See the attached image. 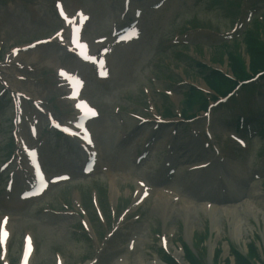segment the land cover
Here are the masks:
<instances>
[{
    "label": "rangeland",
    "instance_id": "obj_1",
    "mask_svg": "<svg viewBox=\"0 0 264 264\" xmlns=\"http://www.w3.org/2000/svg\"><path fill=\"white\" fill-rule=\"evenodd\" d=\"M57 1L60 2V0ZM62 1L70 10L84 6L89 11L91 16L89 19V16L86 17L84 34L90 40L93 36L109 31L111 20L121 10L122 3V0ZM109 1H112V4H109ZM232 1L166 0L164 8L160 11H146L142 29H146L147 32L139 42L111 55L110 61L115 71L113 79L117 81L91 83V77L88 75L90 87L86 86L84 96L94 105L99 106L103 113L102 117L95 121V128L102 146L101 156L109 160L110 172H99L91 177L77 176L69 184L52 187L42 197L28 201L29 206L20 210L21 217L12 216V210L1 205V193L9 168L0 172V234L2 216L5 214L10 216L12 230V233L8 234V252L5 259H8L11 264H17L23 236L30 232L35 244L30 264H57L56 260L59 256L63 257L65 264H86L88 259L97 256L95 251L102 238L100 237L99 240L94 238L95 241H93L89 240L86 235H78L73 231L80 229L79 223L74 224L78 216L75 214L74 219L69 218L75 210H81L77 205L76 196L81 200L89 217L94 218L95 214L90 204L94 188L97 187L100 195L104 196L102 192L115 186L118 190L115 189L113 193L119 196L117 198L119 201L113 209L115 208L117 216L123 208L128 209L122 217L124 219L116 217L115 225L120 220H124V224L107 243H104L103 252L100 253L96 264H117V255L122 251L128 258V264H152L153 261L165 264L160 257L166 251L160 247L159 241L165 230H169V236L174 245L179 246L178 244L182 241L190 245L193 243L202 264H216V259L213 261V258L217 248H220L222 252L220 255L222 261L229 262L231 247L247 254V244L250 241H255L261 246V259L264 260V174L258 179L252 177L255 167L264 173V163L257 157L260 152L256 153V150H259L258 147L264 142V133L263 136L259 133L248 140V153L230 138L234 135L230 133L232 129L230 124L234 121L230 122V119H236L244 107L247 111V120H251L253 127L258 128V119L264 115V80L258 83V89L251 92L241 91L239 97L233 102L222 106L223 100L215 103L211 107L214 113L207 118V122L201 114L202 109L197 108L198 105L191 109L198 114L195 121L192 123L183 121L179 111L187 110L188 107L187 100L184 101L186 89L191 84H195L207 90L199 73L197 62L211 65L224 72L231 67V62L227 66L228 60H225L224 47H215L221 41L220 38L204 30L193 33L191 43L187 47L175 46L176 49L174 47L171 49L168 44V39L173 33L171 31L178 29L179 25L184 28L188 23L192 26H203L210 28L209 33L213 29L215 31L228 30L238 14L230 13L231 10L237 12V6L233 3L241 2V0ZM8 2L9 0H0V75L2 81H5V83L0 82V164L8 158L9 152L14 151L15 147L14 145L11 147V143H8L11 130L16 127L10 119L14 117L15 111L11 102L14 93L21 90L32 99L42 98L49 103L55 98L51 97L52 90L49 81L51 75L54 78L53 73L57 66L78 69L73 55L66 54L65 50L58 46L57 39L32 50L13 51L14 47L21 50L34 39L53 35V31L57 28L63 29L64 26L60 25L54 7H52L53 0H21L20 3L13 4L12 9L10 5L9 8L7 7ZM256 3L258 8L252 18L264 11V0ZM96 15L98 16L95 17ZM249 25L247 24L246 27ZM250 27H253L254 32L257 31L261 40L264 41V22L258 21ZM228 47L231 49V55L239 57L240 61H244L245 66H248L246 63L249 58L242 41L230 44ZM156 57L159 58L156 59ZM257 59L255 57V60ZM59 60L63 62L59 63ZM3 87L7 89L6 92ZM57 91L53 90L54 93L63 96V91L58 89ZM247 96L249 100L245 99ZM229 105H235V110ZM114 106L120 108V117L124 120L123 125L118 122L117 115L113 111ZM61 107L64 110L68 108V112H71L66 104L61 103ZM191 110H187L186 113L190 114ZM166 112H174V114ZM134 114L148 120H154L160 114L170 116L168 119L171 120L158 130L156 147L149 158L140 165H135L129 160L131 146L129 147L128 143L117 144L121 130H127L129 127L132 129L138 125ZM38 116L40 118L38 129L41 131L46 124V119L42 115ZM209 122L215 135V144L221 147L223 154L227 157L225 168L228 169L226 171L236 181L246 183L248 190L247 194L234 203L230 210H218L216 214L204 209L203 199L199 196L206 191V179L216 170L213 171L211 167L212 170L209 168L195 172L186 170L193 163L213 156L212 151L203 150L200 146L199 140L204 141L205 139L202 132H199L200 136L197 137L199 140L192 139V136L188 135L189 133L194 135ZM151 123L152 121L139 126L142 129L131 142L142 143L149 135L147 128L151 126ZM26 125L28 122L21 124L22 127ZM188 127L190 128L187 129ZM171 128L177 130L178 135L175 137L174 145L182 156L179 160L178 174L171 183L181 196L174 202L178 204L177 206H182L192 200L196 205H187L191 208V215L193 214V217L188 220L184 215H176L177 213H171L166 219L158 214V211L154 209L158 192L151 193L142 206L136 204L135 198L128 199L135 185L134 178L147 176L151 170H154L159 159L158 150L164 149L166 143L172 140ZM45 133L46 129L43 134ZM52 141H55L53 145L47 143L42 145V153L49 169L52 168L57 158L62 162V166H64V156L70 159L75 158L67 147V144H72V141L67 142L54 135L51 136ZM188 145L195 149L194 152H192L193 148L187 147ZM59 146H62L61 150L57 149ZM263 146L260 150L264 148ZM184 150L187 151L183 153ZM55 170L57 169H53ZM155 173L157 176L161 175L158 169ZM164 195L166 194H163L162 198ZM183 195L189 197L187 201L184 197L182 198ZM168 197L171 198V196H165L164 199L169 201ZM131 200L132 202L129 203ZM43 206L49 207L63 217L53 212L43 213L41 211ZM104 206L105 215L109 218L110 211L107 202ZM196 216L197 221H195ZM186 224L191 226L189 232L186 230ZM164 225H167V228ZM133 232L139 233L140 236L134 249L126 250L130 234ZM200 235L204 236V240L198 242ZM1 251L0 246V264L3 259ZM175 251L174 247L169 250L173 254H176ZM181 262L186 264L182 260Z\"/></svg>",
    "mask_w": 264,
    "mask_h": 264
},
{
    "label": "trees",
    "instance_id": "obj_2",
    "mask_svg": "<svg viewBox=\"0 0 264 264\" xmlns=\"http://www.w3.org/2000/svg\"><path fill=\"white\" fill-rule=\"evenodd\" d=\"M251 32L249 31L244 41L246 43V48L249 51V54L252 58V63L250 65V69L257 70L264 67V43L261 41L258 32ZM255 57L258 59L255 60ZM229 60L231 62L232 68L237 70V75H243L245 74V68H243V64L240 61L239 57L231 55V52L229 53ZM207 81L213 86V88L220 92L224 93L225 89L232 87L234 84V81L231 79L225 78L222 74L214 73L207 76ZM196 91L191 92V96L188 97L186 103L188 106H190L194 100H196L199 95ZM205 103V101H204ZM168 114H171V112H166ZM235 254V264H251L249 259L246 258L244 255H242L238 250H233ZM250 252L252 254H256V249L250 245ZM257 255V254H256ZM186 259L189 260L190 264H200L199 261L196 259V257L188 250L185 252ZM171 264H177L173 259H169Z\"/></svg>",
    "mask_w": 264,
    "mask_h": 264
},
{
    "label": "bare ground",
    "instance_id": "obj_3",
    "mask_svg": "<svg viewBox=\"0 0 264 264\" xmlns=\"http://www.w3.org/2000/svg\"><path fill=\"white\" fill-rule=\"evenodd\" d=\"M134 1H136V0H134ZM132 5H136V4L133 2ZM78 108H81V107H78ZM140 186H142V185L140 184ZM228 186H230V184H228ZM143 188L145 190H147L145 187H143ZM163 193H166V192H161L160 191L158 193L156 201H155V204H154V209H155V211H158V214L164 216L165 219L168 216H170L171 213H177L176 215H179V216H183L184 215L185 218H187V220L192 217L190 208L187 205L191 206L193 204V201H188L186 203L187 205L177 206L178 204L174 203L170 198H169V201L164 199V197L162 198ZM194 206H196V205H194ZM218 207L219 206H213V209L214 210H218L219 209ZM224 207L225 208L222 209V210H229L230 209V206H224ZM197 220L198 219H197V216H196L195 217V221H197ZM190 229H191V226L189 224H186V230L189 232ZM123 264H127V261H126V263L124 261ZM138 264H143V263H138ZM156 264H160V263L157 262Z\"/></svg>",
    "mask_w": 264,
    "mask_h": 264
},
{
    "label": "snow or ice",
    "instance_id": "obj_4",
    "mask_svg": "<svg viewBox=\"0 0 264 264\" xmlns=\"http://www.w3.org/2000/svg\"><path fill=\"white\" fill-rule=\"evenodd\" d=\"M93 112V114H95L94 110H91Z\"/></svg>",
    "mask_w": 264,
    "mask_h": 264
}]
</instances>
